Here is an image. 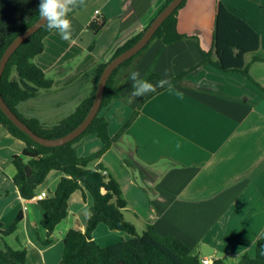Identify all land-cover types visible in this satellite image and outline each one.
Returning <instances> with one entry per match:
<instances>
[{
    "label": "crops",
    "instance_id": "0c3cea01",
    "mask_svg": "<svg viewBox=\"0 0 264 264\" xmlns=\"http://www.w3.org/2000/svg\"><path fill=\"white\" fill-rule=\"evenodd\" d=\"M125 1L92 0L84 10L70 16L73 39L64 41L55 32L46 38L44 52L36 57L34 63L53 81V87L56 83L51 76L56 70L60 86L72 87L68 90L72 106L68 116L90 95L92 83L86 74L97 64L109 61L119 46L145 28L165 2L154 0L135 27L122 31L124 14L130 16L132 9L131 3ZM219 1L260 34V54L264 56V0ZM215 3L216 0H188L179 12L178 31L195 36L199 45L194 40L171 46L155 41L133 71L145 77L156 61L155 71L163 77L168 69L172 79L199 63V46L203 50L212 46ZM36 4L37 0H0V32L12 19L19 23L29 20ZM102 18L108 21L107 26L94 35L88 26ZM246 60L249 62L251 57ZM65 64L72 72H66ZM249 73L251 79L207 64L189 74L182 86H171L146 101L127 133L94 163L103 164L118 180L128 204L124 217L128 221L126 214L132 215L140 223L137 227L128 221L138 234L152 224L159 233L184 241L201 260L212 262L221 259L237 264L244 253L255 255L257 241L264 238V62L250 65ZM53 87L19 104L18 113L46 125L53 124L54 104L42 98L44 94L50 95ZM131 90L128 77L122 96L126 97ZM145 97H135L126 105L122 102L119 108L115 105L118 101H114L101 112L109 120L111 137L116 136ZM118 112L124 116L119 122L115 121ZM102 147V141L90 135L78 146L77 153L86 157ZM24 148L22 141L0 129L2 230L22 215L14 233L0 235V249H25L26 264H63V240L71 229L85 232L93 198L87 192H75L68 202L67 217L51 236L52 243L42 244L47 231L41 226L44 210L36 196L41 192L53 194L63 173L50 172L34 196L25 197L14 181L17 170L12 162L13 156L22 154ZM124 152L146 166L150 182L134 180L136 172L123 163ZM33 182L32 177L28 183ZM143 185L150 186L151 191ZM130 237L104 225L93 233L94 241L102 247Z\"/></svg>",
    "mask_w": 264,
    "mask_h": 264
},
{
    "label": "trees",
    "instance_id": "16d2710c",
    "mask_svg": "<svg viewBox=\"0 0 264 264\" xmlns=\"http://www.w3.org/2000/svg\"><path fill=\"white\" fill-rule=\"evenodd\" d=\"M92 0H88V4ZM154 0H129L132 9L130 16L124 14L122 19V31L130 29L138 24ZM172 0H165L156 15L142 30L127 39L119 46L109 61H103L87 73L86 76L92 83L90 95L82 101L76 110L64 120L46 125L36 118H25L17 111L21 103L35 99L42 91H49L53 87V81L46 78L42 68L34 63V59L40 56L45 49V40L55 31H48L42 27L38 32L28 38L12 55L0 81V92L8 107L38 136L46 139H58L75 129L89 113L96 94L100 76L107 64L116 56L136 44L143 36L149 24ZM188 0H184L175 12L169 16L157 30L149 44L137 55L118 67L109 78L101 109L88 129L74 141L60 147H45L34 142L27 134L17 128L0 109V129L5 130L12 137L22 141L25 148L20 155L13 156L12 162L17 170L14 181L21 188L25 197H33L35 190L44 183L48 174L52 171H61L60 179L53 194L41 201L44 210L41 226L47 231V238L42 244L48 246L52 243L51 236L57 226L67 217L68 202L71 196L81 190L89 193L93 198V205L87 220L85 232L69 230L63 240V264H203L201 259L194 255L192 249L181 239L173 235H163L152 224H147L139 235L134 225L126 221L123 210L127 208V201L122 192L118 180L108 171L103 164H91L100 160L127 133L129 127L140 115L141 107L146 101L157 93L169 88H158L155 93L147 95L134 110L116 136L109 135V120L101 115L114 101L130 103L135 97L131 96L132 90L126 96H122V90L130 73L140 63L146 52L155 41H161L164 46H171L182 40H194L199 45V39L195 36L181 34L178 31L179 12L185 7ZM37 0L36 11L29 20L20 23L12 19L0 32V59L5 49L24 30L33 25L40 17L38 15ZM81 8L70 14L84 10ZM105 18L92 21L88 29L98 35L107 26ZM260 34L254 30L245 20L231 12L221 1L216 0L213 20L212 46L209 50H203L199 46L202 59L199 63L184 70L171 79L172 86H182L186 77L204 67L207 64L225 73H240L247 79L250 65L255 62H264V56L260 54ZM93 49V46L89 48ZM161 52H159L160 54ZM246 57H251L248 62ZM156 61L150 67L145 76L150 82L155 83L162 77L155 71ZM264 92V89H262ZM90 135L99 138L103 147L96 153L80 157L77 148ZM124 165L138 172L142 184L150 182L146 174L144 164L138 161L131 153L122 154ZM106 172V173H104ZM34 178L33 184H29L30 178ZM135 181L136 178H134ZM22 215H19L14 223L6 230H2L0 222V235H10L17 229ZM104 225L111 231L125 232L131 237L122 239L114 245L100 246L93 239V233L98 226ZM27 251L25 249L14 250L8 246L0 249V264H26ZM212 264H227L224 260L217 259ZM237 264H264V238L257 241L255 255L251 257L244 253Z\"/></svg>",
    "mask_w": 264,
    "mask_h": 264
},
{
    "label": "water",
    "instance_id": "95a60500",
    "mask_svg": "<svg viewBox=\"0 0 264 264\" xmlns=\"http://www.w3.org/2000/svg\"><path fill=\"white\" fill-rule=\"evenodd\" d=\"M184 0H172L164 9H162L157 16L152 20V22L147 27L143 36L140 40L134 44L129 49L125 50L120 55L113 58L103 70L98 85L96 89L95 98L92 104V107L87 114L86 118L71 132L65 136L58 139H46L35 134L5 103L0 92V109L8 117V119L22 132L27 134L34 142L45 146V147H60L67 143H70L80 137L91 125L95 117L98 115L106 89L107 82L113 72L124 64L126 61L137 55L141 50H143L149 42L154 37L157 30L162 26L166 19L171 16L175 10L183 3ZM42 27H44L40 18L29 28L24 30L19 34L5 49L1 59H0V81L4 70L12 57V55L17 51V49L32 35L38 32Z\"/></svg>",
    "mask_w": 264,
    "mask_h": 264
},
{
    "label": "clouds",
    "instance_id": "9594fccd",
    "mask_svg": "<svg viewBox=\"0 0 264 264\" xmlns=\"http://www.w3.org/2000/svg\"><path fill=\"white\" fill-rule=\"evenodd\" d=\"M87 4L88 0H39L38 15L48 31L54 30L62 40L70 41L74 33L70 14L86 8ZM169 71L165 69L164 76L155 83L142 77L139 71H133L129 76L132 81L131 96L144 97L155 93L158 88L171 87Z\"/></svg>",
    "mask_w": 264,
    "mask_h": 264
},
{
    "label": "rangeland",
    "instance_id": "374dc122",
    "mask_svg": "<svg viewBox=\"0 0 264 264\" xmlns=\"http://www.w3.org/2000/svg\"><path fill=\"white\" fill-rule=\"evenodd\" d=\"M127 1H129V0H127ZM156 10H157V7H156V9H155V12H156ZM89 30V29H88ZM37 58H39V57H37ZM37 58H35L34 59V62H35V60L37 59ZM65 70H66V72H72V71H70L69 69H68V66H67V64H65L64 65V67H63ZM67 68V69H66ZM54 76H51V78H54L55 80V87H53V92L50 94V95H46V94H44V95H42V98L43 99H48L47 101L49 102V103H51V104H54V110H55V113L52 115V117L53 116H55V118L52 120V122L51 123H53V124H56V123H58V121H62V120H64L65 118H67V116H68V114L70 113V111H72V106H70L71 104H70V101H69V96H68V90L69 89H71L72 87H69L68 89H64L62 86H60V84L57 82V80L58 79H60L59 78V76H60V74L58 73V71L56 70L54 73ZM250 74V73H249ZM83 77V75L81 76V78ZM251 77V76H250ZM48 78H50V76H48ZM80 78V79H81ZM75 84H76V87H75V89L76 90H78L79 89V86H80V81H77V82H75ZM53 86H54V84H53ZM74 87V86H73ZM49 91H51V90H49ZM49 91H42L41 92V94L42 93H45V92H49ZM123 101H118L115 105H116V107L117 108H119L118 106H120V104L122 103ZM64 103V104H63ZM124 104L123 105H126L127 103L126 102H123ZM57 104H63L62 105V107H59V106H57ZM49 107H50V105H49ZM123 112V111H122ZM122 112H118L117 114H116V118H115V121H117V122H119L118 120H122V117L124 118V116L122 115ZM53 124H49V125H53ZM114 128H115V122L113 121L112 122V131H114ZM94 166V163L93 164H91V168ZM141 177H140V175L138 174V172H136V180L137 181H139V179H140ZM141 180V179H140ZM143 187H144V189L146 190V191H151V187L150 186H145V185H143ZM126 214V213H125ZM126 216H127V219H128V221L129 222H131V223H134L137 227H139L140 226V223L137 221V220H135L134 218H133V216L132 215H128V214H126ZM138 230H139V228H138ZM144 231V230H143ZM142 231V232H143ZM142 232H139V235H141L142 234ZM108 243H112V242H108ZM116 244V243H115ZM110 245H114V244H110Z\"/></svg>",
    "mask_w": 264,
    "mask_h": 264
},
{
    "label": "built area",
    "instance_id": "2783aa9c",
    "mask_svg": "<svg viewBox=\"0 0 264 264\" xmlns=\"http://www.w3.org/2000/svg\"><path fill=\"white\" fill-rule=\"evenodd\" d=\"M104 173H106V172H104ZM47 197H48V193L47 192H41L40 194H38L36 196V199L39 200V201H42V200L46 199ZM201 262L203 264H212V261L210 259H203V260H201Z\"/></svg>",
    "mask_w": 264,
    "mask_h": 264
}]
</instances>
